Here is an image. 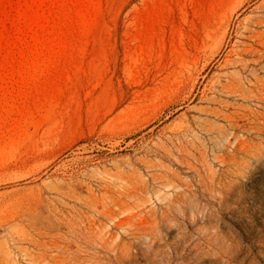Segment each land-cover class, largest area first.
I'll return each instance as SVG.
<instances>
[{"label": "rangeland", "instance_id": "rangeland-1", "mask_svg": "<svg viewBox=\"0 0 264 264\" xmlns=\"http://www.w3.org/2000/svg\"><path fill=\"white\" fill-rule=\"evenodd\" d=\"M0 264H264V0H0Z\"/></svg>", "mask_w": 264, "mask_h": 264}]
</instances>
